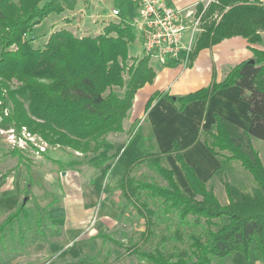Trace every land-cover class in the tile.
Returning a JSON list of instances; mask_svg holds the SVG:
<instances>
[{
    "label": "trees",
    "instance_id": "trees-1",
    "mask_svg": "<svg viewBox=\"0 0 264 264\" xmlns=\"http://www.w3.org/2000/svg\"><path fill=\"white\" fill-rule=\"evenodd\" d=\"M231 1L234 0H219V4L206 8V16L216 11L221 16L218 21L205 23L190 58L224 38L241 35L261 46L252 48L254 62L248 59L236 64L220 82L212 81L183 96L166 97L180 110L190 101L207 100L218 89L237 85L239 97L248 104L249 129L240 130L216 117L214 125L201 131L198 138L203 136L210 152L219 157L218 172L227 170L231 161H239L254 185L247 191L224 180L227 203L221 204L213 189L195 176L181 151L174 148L170 152L181 164L195 194L189 195L164 163L165 153L143 148V155L127 165L116 188L120 205L126 212L135 209L142 221L140 242L146 243L154 235L159 215L141 199L142 194L159 200L162 213L173 212L179 224H202L203 230L189 232L186 246L173 252L166 253L158 247L142 250L138 244L126 247L129 254L138 257L137 264H214V260L234 252H241L247 259L252 245L264 260V166L251 144L252 137L264 140V42L260 35L264 30V6L245 1L230 4ZM63 8L59 0L43 4L40 0H0V115L17 133L25 127L47 146L96 154L104 135L122 131L136 91L151 82L155 72L148 56L129 55L128 43L136 35L123 21L108 23L96 36L77 37L61 28L53 31L42 46L33 45V38L27 37L33 27ZM114 87L123 89V93L118 95ZM159 94L155 92L148 98L146 109ZM13 152L18 154L16 149ZM143 163L154 169L166 185L137 179L133 171ZM21 208L10 214L0 228L11 223ZM223 218L226 221L217 225L215 220ZM173 236L182 240L180 228L174 230Z\"/></svg>",
    "mask_w": 264,
    "mask_h": 264
},
{
    "label": "crops",
    "instance_id": "crops-1",
    "mask_svg": "<svg viewBox=\"0 0 264 264\" xmlns=\"http://www.w3.org/2000/svg\"><path fill=\"white\" fill-rule=\"evenodd\" d=\"M47 1L49 0H40V4H43ZM59 1L64 5L63 10L60 13H50L42 20L49 23L50 25L47 34L48 37L53 31L59 30L61 28L70 31L77 37L96 36L102 33L103 28L110 22H124L129 20L128 17L126 18L121 16V12L124 10L125 4H128L130 7L129 17L132 15L133 11L132 0ZM235 1L237 3H242L245 1L250 4H259L264 6V0H234L231 1L230 4L236 3ZM170 2L178 7H191L196 10H202L204 7L207 8L211 4H219V0H170ZM77 3H81L80 8L75 7ZM228 7L229 6H227L225 10ZM113 8H118L120 10V17L116 18L111 14V10ZM206 14L207 12L204 14V23L202 28L204 27L205 23L214 20L218 21L221 16V14H219L217 11L209 16H206ZM94 24H98V27L92 29L91 27ZM201 33L202 29L197 33L196 38L194 39V44ZM260 35L264 42V30H260ZM188 36L189 32L186 34V36L183 35V43L187 42ZM27 37H30V34H28ZM136 39L137 38H135V40ZM252 48H261V46L255 43H250L245 37L241 35H233L220 40L214 45L199 50L193 59H191L189 67H184L179 64H165L150 58L149 64L152 66L155 72L153 80L151 82L145 83L136 91L132 101V106L122 122L123 130L116 133L109 132L104 135V143L102 147L91 157L94 156V159L99 158V160H102L99 161L98 164L99 167L101 166L102 171H104V169L107 167L110 168L113 166L115 159L119 156V152L122 151L123 146L127 141L130 142L126 151L130 145L133 146V143L137 141L134 147L131 149L133 155L136 158L140 157L141 155L140 154L137 156V154H135L139 151L138 147H141L142 149L145 148L149 151L165 153L164 163L173 170L175 179L180 188L189 195H195L185 177L181 164L176 159L175 154L170 152L172 149L177 148L181 151L183 161L193 170L195 176L201 182L205 183L206 187H211L215 194L216 186H214L212 180L219 170L220 159L207 148L203 140V136H199L198 138V135L201 131L212 127L216 121V117H221L222 119L237 126L240 130L247 131L251 124V118L248 112V104L239 97L240 88L237 85H230L228 87L218 89L212 95H210L207 100L198 99L190 101L180 110L176 108L173 102L168 99L166 95L173 97L183 96L208 86L212 81L220 82L233 66L253 57ZM129 55L134 56L130 52ZM155 92H159V96L150 104L148 109H146L145 105L148 98ZM140 94H142V97L139 98ZM137 102H140V106L135 113H132ZM131 115L133 122L130 125L136 123V121L138 122L136 127L132 130V133L129 135L127 130L130 125L126 128L125 121L128 120ZM254 139L257 138L252 137L251 144L257 151L258 156L264 166V149L261 150V148H255ZM259 143L264 144V142L260 140ZM67 151L73 152L79 156L82 155V153L68 148ZM47 158L51 161L53 160L48 156ZM126 161H129L128 158ZM58 162L61 166H63L60 161ZM89 162L92 168L87 171V176L79 177L80 190L77 192L78 197H76V199L68 198V200H63L61 206L59 205L58 207L63 212L61 218L63 220L62 225L64 226L65 230H70L74 228L73 226L75 225L78 228L80 225L82 226V223L90 218V216H94L93 213H95V210L93 212V199L96 196L97 186L95 180L97 177L92 180V176L93 172L96 170V165H94V161ZM24 167L26 168V165ZM35 167V165L30 164V173L26 174V185L24 189L26 195L30 194L31 189L33 190L32 171ZM102 171L99 173L100 175L102 174ZM77 172L74 174H77ZM60 173L62 177L65 178L67 184H75V177L72 178L70 176L69 170H63ZM108 176L111 175L108 174ZM108 176L105 179L106 187L112 188L115 192L118 184L120 183L121 177L119 182H117L115 179L113 180V178H111L110 182H108ZM36 182L37 181H35L34 184H37ZM82 182H84V189L80 186L82 185ZM225 198L226 199L223 200L224 204L227 203V197ZM19 207L23 208V205H17L14 208V211L10 212L2 220H0V227L5 222L7 217L14 213ZM51 208L52 207H49L48 209V215ZM121 210H123V216L126 215L125 209L120 205V202L116 197V207L112 210H109L108 206L105 204V208L102 207L101 210H99V214L100 216H103L102 218H109V216H106L113 214L112 218L119 220V218L123 217L122 212H119ZM5 228L3 232H1L2 229L0 228V255L1 252H6ZM91 234L98 237L99 235H104L105 233L100 228L94 233H90V235ZM56 241L60 242L59 247L63 245V238L59 237L57 240L53 239L47 244V247H44L45 254L49 255L53 251ZM253 247L254 246L252 245L247 259L240 252L242 255V259L240 258L242 264L243 262L244 264H264V260L261 257L259 251ZM252 250H256L258 252L255 254V257H251ZM13 258H17V255ZM228 258L229 259H226L224 264H237L239 262L237 260L239 257L236 252L232 253ZM18 260H20V258L16 260L14 259L9 264H21L22 262ZM2 264L8 263L4 261ZM25 264L33 263L27 261Z\"/></svg>",
    "mask_w": 264,
    "mask_h": 264
},
{
    "label": "rangeland",
    "instance_id": "rangeland-1",
    "mask_svg": "<svg viewBox=\"0 0 264 264\" xmlns=\"http://www.w3.org/2000/svg\"><path fill=\"white\" fill-rule=\"evenodd\" d=\"M75 7L80 8L81 3H77ZM129 9V5L125 4L121 16L130 19L132 15L129 17ZM49 27V23L45 21H41L33 27L29 33L30 38H33L31 41L33 45L42 46L47 40ZM95 27H98V24H94L91 28L95 29ZM187 33L188 30H185L184 36ZM128 50L134 56H143V48L139 39L129 42ZM127 78L125 75V81H127ZM113 91L118 95L123 93V89L118 87H114ZM141 95H139V98L142 97ZM139 106L140 102H137L132 113H135ZM5 114H7V109L4 110ZM131 117L132 115L125 121L126 128L133 122ZM137 122L128 128L127 133L129 135L136 127ZM259 140L264 142L261 139H254L255 148L263 150L264 144H260ZM129 142L127 141L124 144L113 166L102 171L101 166L99 167V164H97L99 158H95V160L94 156L91 157L93 154L79 156L73 152H68L67 148L58 146H55L57 147L55 148L49 145L47 147L44 145L45 151L39 150L38 145L45 143L39 136L27 132L25 127H22L20 133H17L12 125L5 120L4 116L0 115V220L14 211L17 205H23L19 215L6 225V228L4 227L6 252H1L0 263L6 261L9 264L14 259L20 258L18 261H21V264H25L27 261L33 264H137L138 257L129 254L125 249L126 247L138 244V247L142 250H152L158 247L166 253L185 247L188 242V233L202 231V224H179L173 212L162 213L159 200L146 194H142L141 199L145 200L159 214L155 218L154 235L146 243L139 240L142 221L136 214L135 209L129 208L124 216L123 210L119 211L122 212L123 216L119 220L112 218L113 214L106 216H109V218L100 216L99 210L102 207L105 208V204L109 210L114 209L116 207V197L118 198L116 191L114 192L112 188L106 187V177L108 174L111 175L108 176V182L111 178L119 182L128 163L136 158L131 149L137 141L133 143V146L130 145L126 151ZM138 148L139 151L135 154L137 156L141 154V157L143 150L141 147ZM13 149L18 150V154H14ZM45 152L49 158L53 159L52 161L47 158ZM224 154H228V152H224ZM127 158L129 161H126ZM89 161H94V165L97 164L92 176V180L97 177L95 180L97 186L96 196L93 199L94 216H90L78 228L75 225L74 228L65 230L61 218L63 212L58 207L61 206L63 200L78 197L77 192L80 190L79 177H86L87 171L92 168ZM26 164L36 166L32 171L33 190L31 189L29 195H26L24 190L26 174L30 173V170L24 167ZM229 164L227 170L217 172L212 180V183L216 186L215 194L221 204H224L223 200L226 199L223 187L224 180L247 191L254 185L252 176L242 167L239 161L233 160ZM63 170H69L70 176L75 177V184L69 185L66 183L65 178L60 173ZM101 171L102 174L100 175ZM76 172L77 174H74ZM133 175L143 181L166 185L165 180L146 163L136 166ZM35 181H37V184H34ZM83 184L84 182L80 186L84 189ZM49 207L52 208L48 215ZM215 221L217 225H221L226 219H216ZM4 228L1 232L4 231ZM100 228L105 233L103 237L90 235V233H94ZM176 228H180L183 233L181 241L176 240L173 236ZM161 236L164 238L162 239ZM59 237L63 238V245L59 247L60 242L56 241L53 251L49 255L45 254L44 247H47L51 240H57ZM236 253L239 257V259L237 258L238 263L242 264L240 260V258L242 259L241 253ZM257 253L256 250H252L251 257H255ZM16 255L17 258H13ZM228 257L213 262L214 264H224L225 260L229 259ZM142 263L148 264L145 261Z\"/></svg>",
    "mask_w": 264,
    "mask_h": 264
},
{
    "label": "built area",
    "instance_id": "built-area-1",
    "mask_svg": "<svg viewBox=\"0 0 264 264\" xmlns=\"http://www.w3.org/2000/svg\"><path fill=\"white\" fill-rule=\"evenodd\" d=\"M132 3V16L124 22L133 28L143 55L165 64L188 66L194 39L204 23L206 7L202 10L178 7L170 0H132ZM111 14L118 18L120 10L113 8ZM185 30L189 36L183 43ZM44 145L47 147L46 143L39 144V150L45 151Z\"/></svg>",
    "mask_w": 264,
    "mask_h": 264
},
{
    "label": "water",
    "instance_id": "water-1",
    "mask_svg": "<svg viewBox=\"0 0 264 264\" xmlns=\"http://www.w3.org/2000/svg\"><path fill=\"white\" fill-rule=\"evenodd\" d=\"M249 61L251 62V63H253L254 62V60L251 58V59H249Z\"/></svg>",
    "mask_w": 264,
    "mask_h": 264
}]
</instances>
